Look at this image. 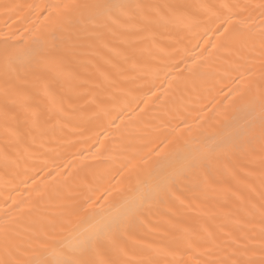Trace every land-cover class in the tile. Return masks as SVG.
Listing matches in <instances>:
<instances>
[{"label":"bare ground","instance_id":"6f19581e","mask_svg":"<svg viewBox=\"0 0 264 264\" xmlns=\"http://www.w3.org/2000/svg\"><path fill=\"white\" fill-rule=\"evenodd\" d=\"M262 126L264 0H0V264H264Z\"/></svg>","mask_w":264,"mask_h":264},{"label":"snow or ice","instance_id":"6c2138e0","mask_svg":"<svg viewBox=\"0 0 264 264\" xmlns=\"http://www.w3.org/2000/svg\"><path fill=\"white\" fill-rule=\"evenodd\" d=\"M85 7H87V6H85ZM262 136H264V126H262ZM96 239L102 240L103 234H101V236L97 237ZM67 264H91V262L87 259H80V260H74V261L67 262Z\"/></svg>","mask_w":264,"mask_h":264}]
</instances>
